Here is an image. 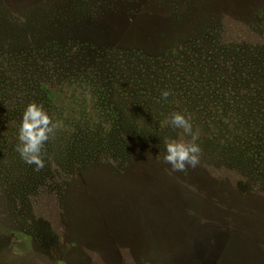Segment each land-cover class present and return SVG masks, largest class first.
I'll use <instances>...</instances> for the list:
<instances>
[{
    "label": "rangeland",
    "instance_id": "obj_1",
    "mask_svg": "<svg viewBox=\"0 0 264 264\" xmlns=\"http://www.w3.org/2000/svg\"><path fill=\"white\" fill-rule=\"evenodd\" d=\"M263 28L264 0H0V264H264ZM29 102L62 122L40 171Z\"/></svg>",
    "mask_w": 264,
    "mask_h": 264
},
{
    "label": "clouds",
    "instance_id": "obj_2",
    "mask_svg": "<svg viewBox=\"0 0 264 264\" xmlns=\"http://www.w3.org/2000/svg\"><path fill=\"white\" fill-rule=\"evenodd\" d=\"M169 95L168 91L161 93L164 99ZM165 124L181 132L180 138L165 141V162L173 171H184L187 167L195 168L199 165L202 149L196 142L198 135L193 131L190 118L174 111L165 120ZM61 126L62 122H54L42 105L29 102L18 128L16 151L20 158L26 164L34 165V170H42L45 167V144Z\"/></svg>",
    "mask_w": 264,
    "mask_h": 264
},
{
    "label": "trees",
    "instance_id": "obj_3",
    "mask_svg": "<svg viewBox=\"0 0 264 264\" xmlns=\"http://www.w3.org/2000/svg\"><path fill=\"white\" fill-rule=\"evenodd\" d=\"M35 7V6H34ZM263 34H264V28H263ZM264 49V48H263ZM255 62H253L254 63V65H256L257 66V68L258 69H260V71L261 72H264V53L262 54V57H259V58H257L256 60H254ZM264 77V76H263ZM261 85H260V88H258V89H261V91H262V95H259V98H260V100L262 99V101H263V103H264V80H263V82H261L260 83ZM258 98V99H259ZM244 108L245 109H247L246 107H245V105H244Z\"/></svg>",
    "mask_w": 264,
    "mask_h": 264
}]
</instances>
